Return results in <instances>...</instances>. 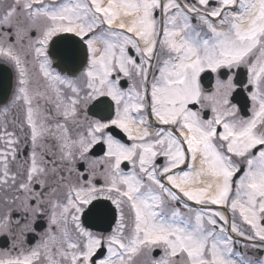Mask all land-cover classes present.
<instances>
[{
  "label": "snow or ice",
  "instance_id": "snow-or-ice-1",
  "mask_svg": "<svg viewBox=\"0 0 264 264\" xmlns=\"http://www.w3.org/2000/svg\"><path fill=\"white\" fill-rule=\"evenodd\" d=\"M0 264H264V0H0Z\"/></svg>",
  "mask_w": 264,
  "mask_h": 264
},
{
  "label": "water",
  "instance_id": "water-1",
  "mask_svg": "<svg viewBox=\"0 0 264 264\" xmlns=\"http://www.w3.org/2000/svg\"><path fill=\"white\" fill-rule=\"evenodd\" d=\"M7 74H8V69L5 66H0V77L7 78ZM0 246L1 247L5 246V243L2 239L0 240Z\"/></svg>",
  "mask_w": 264,
  "mask_h": 264
},
{
  "label": "flooded vegetation",
  "instance_id": "flooded-vegetation-1",
  "mask_svg": "<svg viewBox=\"0 0 264 264\" xmlns=\"http://www.w3.org/2000/svg\"><path fill=\"white\" fill-rule=\"evenodd\" d=\"M1 240V239H0Z\"/></svg>",
  "mask_w": 264,
  "mask_h": 264
}]
</instances>
